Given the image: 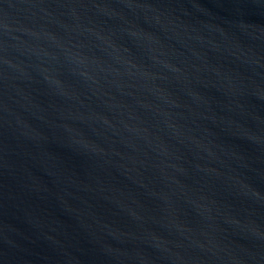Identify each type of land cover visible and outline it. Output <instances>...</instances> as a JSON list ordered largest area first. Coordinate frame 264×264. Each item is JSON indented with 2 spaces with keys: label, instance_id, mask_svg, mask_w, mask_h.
<instances>
[{
  "label": "water",
  "instance_id": "water-1",
  "mask_svg": "<svg viewBox=\"0 0 264 264\" xmlns=\"http://www.w3.org/2000/svg\"><path fill=\"white\" fill-rule=\"evenodd\" d=\"M0 264H264V0H0Z\"/></svg>",
  "mask_w": 264,
  "mask_h": 264
}]
</instances>
